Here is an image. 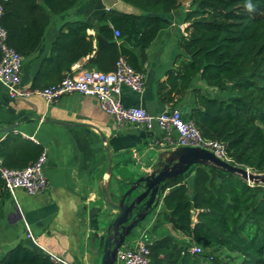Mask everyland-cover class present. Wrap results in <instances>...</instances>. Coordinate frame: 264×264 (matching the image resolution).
<instances>
[{
  "label": "trees",
  "instance_id": "16d2710c",
  "mask_svg": "<svg viewBox=\"0 0 264 264\" xmlns=\"http://www.w3.org/2000/svg\"><path fill=\"white\" fill-rule=\"evenodd\" d=\"M123 1L139 11L106 9L98 18L102 21L98 32L106 41L94 49L91 35L85 31L89 22H64L66 29L55 37L53 54L39 71V75L51 77L47 84L63 75L60 69H67L92 50L89 62L97 69L110 70L115 59L123 56L134 69L142 70L145 48L160 29L170 24L161 13L181 2ZM75 2L0 0V25L5 29L6 44L22 56L29 54L38 44L50 13H59ZM248 3L253 5L252 10L246 7ZM183 20L178 50L164 77L156 80L158 97L178 106L189 89L192 102L186 117L199 132L222 142L231 163L264 172V0H189ZM113 29H117V35ZM54 70L57 72L53 76L49 74ZM196 76L217 94L200 86L189 88ZM19 149L23 160L17 159ZM40 150L37 143L23 147L15 136L5 134L0 139V161L8 167L27 164V159L32 161ZM161 192L151 230L165 221L179 234L165 232L150 238L148 264H223L218 258L223 251L238 264H264L263 183L195 163L183 173L166 178ZM6 194L0 177V213ZM193 243L200 246L199 251L189 250ZM0 264L59 263L45 251L18 241L1 252Z\"/></svg>",
  "mask_w": 264,
  "mask_h": 264
},
{
  "label": "crops",
  "instance_id": "0c3cea01",
  "mask_svg": "<svg viewBox=\"0 0 264 264\" xmlns=\"http://www.w3.org/2000/svg\"><path fill=\"white\" fill-rule=\"evenodd\" d=\"M180 2V6L161 13L170 24L160 29L145 48L142 89L134 91L125 85L120 86L119 99L123 104L140 105L150 113L163 111L170 106L158 97L156 80L164 77L173 53L178 50L176 43L183 33V12L188 8L189 0ZM109 8L139 11L123 0H76L63 11L50 13L38 44L22 58L20 84L26 87L47 84L51 77L39 75V71L43 61L53 54L52 43L59 31L66 29L63 26L66 21L80 19L91 24L85 31L91 35L93 49L105 42L106 39L98 32L102 22L98 18ZM96 35L101 36V41H97ZM93 51L72 62L67 69H60V74L95 68L89 62ZM56 72L50 71L49 74L53 76ZM192 86H200L210 94H217L197 76L192 79L189 88ZM191 102L192 95L187 89L182 104L178 105L182 116L188 115ZM12 122V128L0 131V139L7 134L15 136L16 142L23 147L31 143L39 144L46 152L43 170L47 185L43 191L32 195L17 187L13 195L6 194L3 197L0 254L21 241L31 248H38L39 245L72 264H88L91 254L87 233L94 229L100 211L106 208L101 184L109 179L108 188L114 197L116 189L125 187L126 181L150 169L159 150L173 147L162 139L156 125L143 128L130 123L117 124L91 95L72 92L46 102L34 94L9 97L0 83V127ZM105 147L111 157L109 172L106 170ZM20 151L16 156L23 160L19 156ZM29 161L27 159V163ZM190 176L191 172L187 174V180ZM159 204L158 201L153 210L138 223V228L132 232L133 240L143 228L146 235L152 238L158 235L157 228L167 224L164 221L151 230ZM109 211L113 212L111 208ZM24 223L37 245L25 237Z\"/></svg>",
  "mask_w": 264,
  "mask_h": 264
},
{
  "label": "built area",
  "instance_id": "2783aa9c",
  "mask_svg": "<svg viewBox=\"0 0 264 264\" xmlns=\"http://www.w3.org/2000/svg\"><path fill=\"white\" fill-rule=\"evenodd\" d=\"M1 11V5H0ZM114 35L118 34L113 29ZM5 29L0 25V83L9 97L38 95L46 102H51L63 94L77 92L91 95L97 100L99 107L110 114L117 124L130 123L138 127L150 128L156 125L162 139L175 145H192L209 149L214 155L229 161L223 143L204 137L192 120L181 115L178 106H169L156 113L148 112L136 104L125 105L119 99L120 86L125 85L134 91H140L144 83L142 70L134 69L123 56H118L110 70L82 68L74 73H65L57 81L41 87H26L20 84V68L23 56L5 42ZM46 152L41 149L29 163L20 167H8L0 161V177L3 188L13 195L19 187L27 194L43 191L47 179L43 170ZM230 162V161H229ZM162 194V192L160 193ZM25 224V237L37 245L33 234ZM150 238L143 228L136 235L131 245H120L116 249L114 264H148L149 251L145 241ZM59 264H72L64 261L53 252L37 246ZM191 252L200 250L197 244L189 246Z\"/></svg>",
  "mask_w": 264,
  "mask_h": 264
},
{
  "label": "water",
  "instance_id": "95a60500",
  "mask_svg": "<svg viewBox=\"0 0 264 264\" xmlns=\"http://www.w3.org/2000/svg\"><path fill=\"white\" fill-rule=\"evenodd\" d=\"M96 39L98 42L101 41V36L96 35ZM13 126L12 122L0 127V131L5 132ZM105 152L106 170L109 172L111 157L107 147ZM195 163L214 166L235 173L247 181L264 184V172H255L248 167L231 163L214 155L209 149L192 145H175L161 149L151 163L150 169L126 181L125 187L116 189L114 197L108 188L109 179L101 184L100 189L106 208L100 211L94 229L87 233L88 249L91 254L88 264H114L116 249L131 231L138 228V223L159 201L164 180L183 173ZM109 208L113 212L109 211Z\"/></svg>",
  "mask_w": 264,
  "mask_h": 264
},
{
  "label": "rangeland",
  "instance_id": "374dc122",
  "mask_svg": "<svg viewBox=\"0 0 264 264\" xmlns=\"http://www.w3.org/2000/svg\"><path fill=\"white\" fill-rule=\"evenodd\" d=\"M163 231L166 232V233H170L172 235H175V236H177L179 234L177 231L171 230L167 224H165L164 226H162L160 228H157V232L156 233H158V235H159V234H161L160 232H163ZM132 232L133 231H131L127 235L126 239L122 242V245H131L132 244V242H133V239H132L133 233ZM218 258L223 264H238V260L237 259H233L232 257L227 256L224 251L223 252H219ZM206 264H208V262Z\"/></svg>",
  "mask_w": 264,
  "mask_h": 264
},
{
  "label": "clouds",
  "instance_id": "9594fccd",
  "mask_svg": "<svg viewBox=\"0 0 264 264\" xmlns=\"http://www.w3.org/2000/svg\"><path fill=\"white\" fill-rule=\"evenodd\" d=\"M246 7H247L249 10H252L253 5H252L251 3H248V4L246 5Z\"/></svg>",
  "mask_w": 264,
  "mask_h": 264
}]
</instances>
